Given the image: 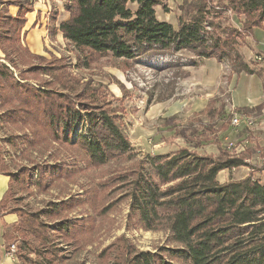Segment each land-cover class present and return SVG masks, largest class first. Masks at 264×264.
Segmentation results:
<instances>
[{
  "label": "trees",
  "instance_id": "1",
  "mask_svg": "<svg viewBox=\"0 0 264 264\" xmlns=\"http://www.w3.org/2000/svg\"><path fill=\"white\" fill-rule=\"evenodd\" d=\"M159 6V0H65L69 19L59 30L79 55L73 64L66 56L34 55L25 44L27 15L34 11L31 0H0V49L5 61L0 60V124L7 128L6 142L20 160L32 165L33 159L42 157L46 162L44 168L36 165L25 171L29 178L36 173L35 185L43 193L57 184L77 186L87 171L135 160L121 120L124 108L115 106L108 88L90 73L97 61L118 60L127 69L145 57L189 52L201 60L228 61L235 74H254L237 51V39L249 36L254 28L264 29V0H184L176 26L159 20ZM12 7L18 9L16 15ZM219 8L241 21V28L231 29L225 39L213 34L217 28L210 20ZM214 104L216 100L208 104L210 114ZM225 106L221 103L216 110L224 115ZM263 110L264 105L235 108L246 114ZM228 118L211 130L227 132L232 116ZM201 138L199 144L211 140ZM216 139L219 158L200 155L196 147L183 148L148 156L114 178L125 184L122 198L130 201L129 222L147 232L168 231L174 246L139 251L121 237L98 254L97 264H264V183L254 178L264 167L245 163L253 149L232 155ZM0 151V174L10 178L0 202V236L6 250L20 241L16 258L24 264L32 255L48 264H69L57 242L76 254L92 246L96 239L90 212L106 215L113 201L100 209L104 193L90 184L81 187L80 197L48 203L46 212L21 207L17 195L25 192L24 181L11 172L2 147ZM61 152L81 157L83 166L61 164L57 156ZM241 167L251 170L243 180L225 184L218 180L222 172ZM77 208L86 210L84 217L70 216ZM5 214L17 215L19 223L4 224Z\"/></svg>",
  "mask_w": 264,
  "mask_h": 264
},
{
  "label": "rangeland",
  "instance_id": "2",
  "mask_svg": "<svg viewBox=\"0 0 264 264\" xmlns=\"http://www.w3.org/2000/svg\"><path fill=\"white\" fill-rule=\"evenodd\" d=\"M162 6L156 8L158 18L169 22L176 20L179 14V6L184 0H159ZM217 1V0H216ZM225 5V2H221ZM222 7V6H221ZM135 7H133L134 9ZM216 26L214 35H220L225 39L231 29L241 28V21L228 12H223L221 8L213 10L210 18ZM215 29V28H214ZM208 31L211 29L208 28ZM244 35L242 39H237V51L242 56L247 48L249 39ZM64 54L75 64L77 57L72 47L67 45ZM197 59L189 52H178L175 54H165L161 56H149L133 62L127 69H124L122 63L118 60L104 58L93 64L92 72L94 79L103 83L115 98V106L124 108L122 113V123L127 136L135 148V160L133 162H114L103 167L100 170L87 171L78 179L77 186L66 187L64 184H57L47 193H43L36 187L37 176L34 172L32 178L27 177L26 169H34L36 165L45 166L42 157L33 159L34 164L19 159V154H15L13 148L6 142L9 137L7 128L0 124V145L3 150L5 164L13 173L19 174L26 187L25 192H19L17 201L21 207L29 205L34 211H47L48 203H57L58 201H68L70 197H80L83 195L81 187L90 184L98 187L101 194L100 209L113 201L114 206L106 215L98 216L90 212L93 217L94 237L96 242L83 252L76 254L70 246L57 242L63 248V257L69 264H78L85 262L87 264H97V256L106 247L115 243L119 238L124 237L130 246L139 251L157 252L164 247H173L170 241L168 231L147 232L129 222L130 201L124 199L123 194L126 189L121 180H114L120 177L125 171L132 168L139 160H144L148 156L160 154H172L180 149L189 148L197 151L200 155H208L214 158L220 157L217 139L222 146L228 143L238 145L246 137L250 136L249 145L253 149L264 151V110L262 112L254 111L251 115L256 120V126L252 131H239L230 126L227 132L214 133L211 129H218L223 123L229 120L228 116L233 110H226L224 115L216 110L223 102L229 106L230 95L228 90L229 76H233V65L228 61L216 63L214 60ZM222 66V69H221ZM207 70L212 71L215 80L212 84H206L204 80ZM84 73L85 78L89 75ZM260 78L256 83H260ZM255 83L253 84L254 89ZM240 91V89H239ZM238 91V92H239ZM246 92L242 93L244 96ZM117 100V101H116ZM217 104L212 106L209 113L208 104L215 101ZM211 109V110H212ZM214 114V115H213ZM173 119L172 122H168ZM201 135L211 137V140L202 141ZM199 138V139H197ZM47 156V155H46ZM61 164L81 165V157H71L69 153L61 152L57 155ZM44 159V158H43ZM47 159V158H45ZM254 164H257V157H253ZM49 163H52L49 162ZM44 168V167H43ZM24 171V172H23ZM246 167H241L231 171H224L219 175L220 183L230 181H240L249 175ZM254 178L264 183V173H256ZM48 186L50 182L48 180ZM106 184V186H102ZM14 189L18 187L14 185ZM29 189V190H28ZM32 193V194H31ZM107 193L108 194L107 196ZM123 199V200H119ZM11 207H15L10 205ZM86 210L77 208L70 215L72 218L84 217ZM17 247L20 241L13 242ZM27 264H48L43 258L36 255L30 256ZM16 264H24L18 261Z\"/></svg>",
  "mask_w": 264,
  "mask_h": 264
},
{
  "label": "crops",
  "instance_id": "3",
  "mask_svg": "<svg viewBox=\"0 0 264 264\" xmlns=\"http://www.w3.org/2000/svg\"><path fill=\"white\" fill-rule=\"evenodd\" d=\"M34 6V11L27 15L28 23L25 29V44L32 54L50 58V53L56 57L66 56L64 49L69 46V43L64 39L59 28L60 25L69 19V13L65 10V0H31ZM18 9L12 7L11 13L16 15ZM159 20L177 25V15L174 22H169L165 19ZM249 43L244 51V62L254 72L253 75L245 73L229 76L230 88L227 91L230 95L229 106H225L226 110H244L255 109L260 105H264V29L254 28L252 33L247 37ZM67 57V56H66ZM4 54L0 49V60L5 63ZM213 60V59H212ZM209 60H206L207 62ZM216 63L217 61L214 60ZM222 69V66H221ZM208 76L204 80L206 84L211 85L212 80H215L212 71L205 72ZM260 78V83H256V79ZM255 83L254 89L253 84ZM240 89V91H239ZM239 91V92H238ZM246 92L244 96L242 93ZM223 103V102H222ZM1 147V145H0ZM0 151V156H1ZM10 178L0 174V202L7 192L10 184ZM2 222L8 226H15L18 222V217L15 214H5ZM6 245L0 236V264H16L18 259H12L8 255Z\"/></svg>",
  "mask_w": 264,
  "mask_h": 264
},
{
  "label": "built area",
  "instance_id": "4",
  "mask_svg": "<svg viewBox=\"0 0 264 264\" xmlns=\"http://www.w3.org/2000/svg\"><path fill=\"white\" fill-rule=\"evenodd\" d=\"M232 118L230 119V126L236 130L239 131H252L254 130L255 126H256V120L253 117V115L251 114H246V113H242V112H235V110L233 111V113L231 114ZM249 139L250 136H246L241 143L238 145H234V143H228L227 145H225V149L227 151H229L232 155H240L242 153H244L245 151L252 149L249 145ZM253 157H257L258 162L257 164H254L253 161ZM245 163L250 165V166H254V167H259L262 168L264 167V151L262 150H256L253 152V154L250 157H247L245 159ZM247 168V167H246ZM249 170V172L251 171L249 168H247ZM264 173V172H263ZM16 245H11L10 246V250H9V257L12 259L16 258Z\"/></svg>",
  "mask_w": 264,
  "mask_h": 264
}]
</instances>
